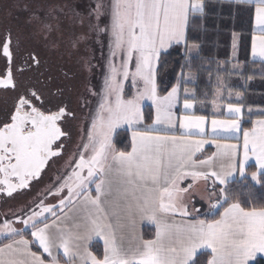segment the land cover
Instances as JSON below:
<instances>
[{
    "label": "snow or ice",
    "instance_id": "1",
    "mask_svg": "<svg viewBox=\"0 0 264 264\" xmlns=\"http://www.w3.org/2000/svg\"><path fill=\"white\" fill-rule=\"evenodd\" d=\"M236 2L254 8L251 55L264 62V0ZM205 8V0L95 4L94 19L104 17L108 24L100 30L111 34L103 95L84 142L76 146L55 183L32 202L34 207L0 222V264H200L198 254L203 253L208 255L206 264H250L264 254V207L244 206L251 203V191L242 202L232 187L250 189L254 183L264 189V109L259 111L262 118L250 121L251 128L242 129L244 104L228 103L230 118L212 119L209 131L207 118L191 112L195 90L185 87V114L177 115L181 82L194 79L183 73L198 49L188 42L190 20L202 16ZM64 10L48 5L43 18L34 16L45 38L56 30ZM181 45V76L161 95V57ZM236 46L234 36V50ZM0 59V89L14 93L11 110L0 118V193L13 197L30 189L49 162L65 153L70 134L62 122L74 113L67 105L58 104L55 111L47 106L50 101L36 86L40 81L33 83L26 75L39 67L40 58L25 51L11 29L0 35ZM223 86L217 76L214 107ZM145 101L155 109L147 125ZM247 112L251 115L252 108ZM177 125L183 130L179 136ZM123 127L131 133L127 151L114 143L116 130ZM224 139L237 143L219 142ZM206 145H214L216 151L200 158ZM252 160L256 171L249 177ZM201 183L206 196L198 191ZM48 196L56 202H47ZM197 196L209 203L205 215L219 219L198 218ZM143 221L155 226L154 238L144 239L138 231ZM97 241H102V252L93 250Z\"/></svg>",
    "mask_w": 264,
    "mask_h": 264
},
{
    "label": "rangeland",
    "instance_id": "2",
    "mask_svg": "<svg viewBox=\"0 0 264 264\" xmlns=\"http://www.w3.org/2000/svg\"><path fill=\"white\" fill-rule=\"evenodd\" d=\"M92 2L96 4L100 2V0H0L2 7L0 9L1 21L5 18L8 22L13 19L20 22L21 33H19V36L21 39L26 40L30 36L42 39L49 38L50 47H54L57 51H59L65 43L67 70L70 74L77 73V77L72 79L75 82L72 92L74 96V108L79 116L78 132L75 135L73 147L68 152L67 156L55 170L47 174L42 184L35 190L27 195L18 196L13 201L6 203L0 211V222L5 218L14 219L15 217L13 214L17 216L20 215L21 209L27 211V206L34 207L32 202L40 198L45 190L55 183V177L65 170L66 161L69 159L70 155L76 151V146L84 142L82 137H85L90 127L92 116L95 114L103 95L104 80L109 71L108 65L110 60L109 45L111 34L110 31L100 30L106 28L108 21L102 20L103 17H101V21H96L94 19L95 13L93 9L88 8L84 11L85 9L81 7H88ZM103 2L107 4L108 0H103ZM48 5L64 6L65 10L60 14L59 22L63 20L64 13H67L66 22L70 23L72 26L70 34L67 33L65 36L62 35V31L59 29V22L56 30L48 34L47 38H45L44 34L40 33L39 25L35 21L34 16L38 15L43 18ZM89 13L92 15L90 16ZM82 21H86L85 24L87 28L84 26L80 31H75L74 24H79ZM95 24H99V28H93L91 26ZM96 32L98 35L93 37V41H96L95 43L98 44L97 52L93 51L94 49L91 47L90 39L92 34ZM102 33H107L105 38L101 36ZM82 41L88 43V47L86 48L87 52L83 56H76V49H78V45ZM224 70L222 65L218 68L219 73L217 72V75L221 79H223L222 75ZM236 71H238V68H231L228 77L233 76L231 73ZM232 80L236 85H241L242 83L243 87L246 89L248 96L246 104L252 98L257 104L264 105V79L242 82L239 77L236 78L233 76ZM126 95H128L127 88ZM149 104L150 101H145L143 108ZM122 130H127V127L118 128L115 135ZM198 191L204 196L207 195L204 191V185L202 184L198 186ZM47 202L55 203L56 201L52 196H48ZM208 206L209 203L206 199L201 200L199 196L196 197L195 208L200 209L201 215H205ZM193 214H195V212ZM16 226L22 227V225L19 224ZM0 239H2V237H0Z\"/></svg>",
    "mask_w": 264,
    "mask_h": 264
},
{
    "label": "crops",
    "instance_id": "3",
    "mask_svg": "<svg viewBox=\"0 0 264 264\" xmlns=\"http://www.w3.org/2000/svg\"><path fill=\"white\" fill-rule=\"evenodd\" d=\"M205 2H206V8H205L204 14L200 16L199 18H194V19L205 20L206 17L209 16L210 12H215L217 9L220 10V13H222V19H225L227 22L230 23L231 32L229 36V40H230L229 59H223L222 61H216L213 64L208 62V60H205L206 62L209 63L207 64L206 67L207 68L211 67L212 69V74H210L209 77L206 79V82L208 83L207 85L200 84V79L198 75L195 72L191 71L189 68L183 71L185 76H188L191 73L194 79L181 82L182 83L181 101H180V104L177 105V115L185 114V110L183 109V97H184L183 88L186 87L190 91L195 90V107L194 109L191 110V112L192 114L196 116H205L207 118L208 123L205 126L207 130L210 131L212 119L215 118L218 120H226L230 118L229 114L227 113L228 103H233V104L243 103L244 104L245 114L249 116L248 118L245 117L244 121H242V129H245L243 126L244 122L251 123L250 122L251 120L262 118V117H258V118L252 119L251 116L259 115V111L264 109V105L257 104L255 101H253L254 99H252L251 97H250L251 100L246 104V100L248 97L246 93V89L243 87L242 83L241 85H236L235 82L232 80L233 76H235L236 78L239 77L242 82L243 81L249 82V81L254 80L252 78H245L243 75L246 69H248L249 67L252 68L251 66L252 64L258 65L257 67L252 69L253 74L258 73L259 71V73H261L264 76V62L260 61L258 58H253V56L251 55V34H252V29L254 27V8H252V6L248 4H239L236 2V0H205ZM192 20L193 19L190 20V23L192 22ZM187 36H188V32H187ZM234 36L236 38V45H237L235 50L233 49ZM188 42L189 44L198 45V49L194 50L193 53L191 54L192 59L198 58L201 52V45L196 42H190V41ZM174 47H177V46H174ZM178 47L184 50V47L182 45ZM234 51H235V55H233ZM184 53H185V50H184ZM209 61H211V58H209ZM237 63L241 67L238 68V71L231 73L233 76L228 77V73L231 71V68H233V65ZM218 65L219 67L222 65V68L225 69L222 75L224 86L222 89L223 96L217 99L218 107H214L212 104V100L214 99V93L217 88V76H218L217 74L219 73L218 67H217ZM180 76H181V73L178 76L177 82ZM229 92H231V96H229ZM237 93H239L240 95L237 96ZM146 106H150L153 109V116H152L153 118L154 113H155L154 107L151 105V102L149 105H146ZM146 106H144V108ZM248 107L252 108L251 115H249L247 112ZM144 108H143V112H144ZM127 131L129 132V143H130V148H131V133L128 129ZM182 132L183 130L179 129V126L177 125L175 134L179 136L182 134ZM239 135L241 136L240 142L242 143V131L241 133H239ZM219 142L237 143L235 139H224V140H220ZM214 151H216L214 145H206L203 153L198 154V156L200 158H203L205 156L210 155ZM251 167H253L256 171L254 160L249 161L248 169ZM249 177H250V174H249ZM193 215L196 216V213ZM208 217L209 216H206V215L202 216L201 214L198 216L199 219H207ZM177 219H179V217H177ZM145 227H152L155 230V226L148 223L147 221L139 222L137 225V228H138V231L142 235H143V231ZM94 243H99L102 246V241H97ZM258 258H262L264 260V254H258L256 259ZM255 260L250 261V264H253Z\"/></svg>",
    "mask_w": 264,
    "mask_h": 264
},
{
    "label": "trees",
    "instance_id": "4",
    "mask_svg": "<svg viewBox=\"0 0 264 264\" xmlns=\"http://www.w3.org/2000/svg\"><path fill=\"white\" fill-rule=\"evenodd\" d=\"M230 23L225 19H222V13L220 10H216L215 12H210L209 16L203 19H193L190 23V27L188 30V41L196 42L201 45L200 56L196 59H192V66L184 67L183 71L189 68L191 71L195 72L199 79L200 84L207 85L206 79L212 74L211 67L207 68L208 62L211 64L216 61H222L223 59H229L230 54ZM211 58V61H209ZM205 60H208L206 62ZM185 64V53L182 48L174 47L168 51V54L162 55L161 57V65L162 67L158 73V85L160 89V94L165 95V90H170L172 86H174L177 82L178 76L181 73V66ZM251 67L246 69L244 72L245 78L252 79H262L264 76L259 73L253 74V70L258 65L252 64ZM128 95L131 93L127 90ZM144 116H145V124H151L153 109L150 106H146L144 108ZM245 117L249 116L245 114ZM261 117L259 115H252L251 118ZM245 129H249L252 127L251 123L243 124ZM114 143L119 150H130L129 143V132L127 130L119 131L114 138ZM255 171L253 167L248 169V173ZM233 189L240 194V198L242 202L247 197V193L251 191V203L245 204L246 207H264V189H261L259 185H255L252 183V187L250 189L244 188L241 184H233ZM222 211V209H221ZM203 216V215H202ZM207 219H219V215L209 216ZM155 230L152 227H145L143 231L144 239H152L154 238ZM30 238V237H29ZM94 251L102 252V246L99 243H94L93 245ZM200 264H206V260L208 259V255L206 253L200 254ZM253 264H264V260L262 258H258L255 260Z\"/></svg>",
    "mask_w": 264,
    "mask_h": 264
},
{
    "label": "flooded vegetation",
    "instance_id": "5",
    "mask_svg": "<svg viewBox=\"0 0 264 264\" xmlns=\"http://www.w3.org/2000/svg\"><path fill=\"white\" fill-rule=\"evenodd\" d=\"M94 6L95 4L92 2L88 7H81L85 9L84 11H86V9L88 8L93 9ZM1 8L2 7L0 3V9ZM1 19L2 18L0 16V35L3 34L5 29H11L14 35H19V33H21L20 22H18L16 19H13L10 22H8V20L5 18L2 21ZM66 19L67 13H64L63 20L59 22V29H61V33L63 36H65L67 33L70 34L72 28L71 24L66 22ZM102 20H105V18L103 17ZM85 23L86 21H82L79 24H74L75 31H80V29L84 28V26L86 27ZM97 35L98 34L96 32L92 34V37L90 38L91 47H93V51L96 52L98 51V44L95 43L96 41H93V37ZM105 35H107V33L101 34L103 38H105ZM21 43L25 51H34L40 58L41 63L39 67H34L26 75L28 77H31L33 83L40 81V83H37L36 86L38 88H41L45 92L46 97L50 101L47 106L51 108V110L55 111L56 105H67V108L74 113V118L69 117L66 123L62 122V127L64 128V130L70 134V139L62 138L67 139V147L65 149V153L59 158H53L54 162H49L48 167H46V169L42 172L41 178L38 181H33L30 189L14 193L13 197H8L6 194L0 193V211L2 207L9 201H13L18 196L27 195L35 190L42 184L47 174L57 168V166L67 156L68 152L72 149L75 141V135L78 132L79 126V116L76 112V109L74 108V96L72 92L75 84L72 79H75L77 77V73L75 72L70 74L67 70L65 43L62 48L59 49V51H57L54 47H50L49 38L42 39L36 38L35 36H30L26 40L21 39ZM87 47L88 43H86L85 41L79 43L78 49H76V56L85 55L87 52ZM3 67L4 61L3 59H0V71L3 70ZM13 96L14 93L10 90L0 89V118L4 116L5 112L11 110Z\"/></svg>",
    "mask_w": 264,
    "mask_h": 264
}]
</instances>
